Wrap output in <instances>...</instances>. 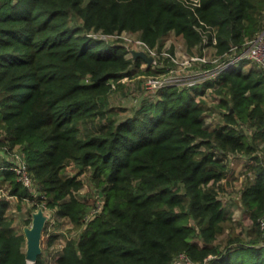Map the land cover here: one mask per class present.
Returning <instances> with one entry per match:
<instances>
[{"label": "trees", "instance_id": "16d2710c", "mask_svg": "<svg viewBox=\"0 0 264 264\" xmlns=\"http://www.w3.org/2000/svg\"><path fill=\"white\" fill-rule=\"evenodd\" d=\"M262 12L264 0H0V138L23 148L41 195L13 163H0V173L11 195L84 227L58 264H175L183 254L199 264H264V70L245 71L241 60L203 87L160 88L120 121L106 109L114 85L148 62L96 35L139 33L157 48L173 32L195 49L211 30L226 59L264 30ZM209 87L227 109L213 129L199 100ZM218 152L249 156L255 174L241 193L249 239L232 233L225 248L218 238L233 225L215 187L228 171ZM73 162L79 172L64 175ZM86 171L103 200L91 217L77 196ZM9 204L0 200V264H44L28 262Z\"/></svg>", "mask_w": 264, "mask_h": 264}, {"label": "rangeland", "instance_id": "374dc122", "mask_svg": "<svg viewBox=\"0 0 264 264\" xmlns=\"http://www.w3.org/2000/svg\"><path fill=\"white\" fill-rule=\"evenodd\" d=\"M262 13L264 16V12ZM72 23L79 24V21L74 20ZM96 35L105 38L103 34L96 33ZM123 35V37L118 39L113 37H106V39L111 42L125 44L131 52L129 57L132 56L133 51L146 52V49L138 43L141 40L139 33L126 32ZM236 53L235 51L232 55ZM148 54L155 59V63L152 65L142 63L139 68L133 66L135 68L133 77L124 78L120 86L119 84L114 85V91L107 100V112H112V115L120 121L136 116V112L144 103L157 100L160 89L157 87H159L160 82L155 84L153 81L171 80L174 81V85H179L182 89L193 81L198 82V85L202 86L207 80H219V76L216 75V67L224 59L217 54L215 47L207 46L204 49L202 46L201 48L189 49L185 41L173 32L165 37L160 43V47L158 46L153 53ZM204 58L209 62H204L202 60ZM255 68H258V66L251 62L245 65V71ZM217 88L209 87L203 97H199V100H203L206 103L205 126L211 129L225 124L226 121L227 109L219 107L225 96L224 93L218 92ZM95 125H100L99 119L95 121ZM241 129L249 133L252 127L242 125ZM217 155L228 166L227 176L215 184L220 198L224 201L226 213L231 217L233 225L232 228H228L218 238V242L225 248L228 240L233 235L232 233L240 234L243 238L249 239L252 223L241 205V193L244 187L255 178V174L251 168L253 161L249 156L243 154L224 156L221 152H218ZM0 159V163H13L15 169L18 172L19 170L22 171L24 176L28 173L31 179L26 183L30 184L35 195H41V193L37 192V189H40L39 183L33 180L27 170L26 154L23 148L20 146L11 147L5 134L0 138ZM79 170V166L73 162L63 173L66 176H73ZM92 176L91 171H86L81 175L80 178L83 180L84 185L77 193L79 199L89 204V209L91 210L89 217L97 213L100 205L103 204V200H101L102 194L99 193ZM2 179L4 178L0 173V200L9 201L10 204L6 209V215L14 221V226L18 232H23L25 227L32 226V223L27 224V221L30 219L33 221V213L40 208H43L48 214L49 220L43 235V254L41 256L44 264H58L57 260L67 241L71 238L79 237L84 227L74 226L69 220L59 217L55 212L48 209L45 202L38 203V206H35L36 202L29 198L23 201L19 200L16 196L11 195L13 189L11 184ZM19 179H22L20 175ZM25 251H27V245H25Z\"/></svg>", "mask_w": 264, "mask_h": 264}, {"label": "built area", "instance_id": "2783aa9c", "mask_svg": "<svg viewBox=\"0 0 264 264\" xmlns=\"http://www.w3.org/2000/svg\"><path fill=\"white\" fill-rule=\"evenodd\" d=\"M126 34V32H124ZM124 33L120 34V35H103L106 39V37H113V38H121L123 37ZM207 35L205 36V42L203 44V48H207V46L210 47H214L216 44V38L213 35L212 38V43H210V38L208 36V33H213V31L211 30H207L205 32ZM214 34V33H213ZM129 40V39H126ZM138 43L146 49L147 53H153L157 48H150L149 45L147 43H145L143 40L138 41ZM237 52L235 55H232L233 52ZM133 55V52H132ZM222 57V56H221ZM223 58V57H222ZM204 62L208 63L209 61H207L206 58L202 59ZM241 60H247L248 62L254 63L255 65H257L259 68L264 70V30L259 33L255 38L250 39L248 41H246L244 48L241 52H239L238 47H233L232 48V52L229 55H226V59H223L222 63H219L218 66L216 67V75L220 76L222 73L229 71L230 69H232L234 66H236ZM155 61V59H154ZM155 62H153L154 64ZM214 78V77H212ZM156 82H160L159 87L157 88H163V87H167L170 85H174V81L171 80H163V81H153V83L156 84ZM173 82V83H172ZM152 83V85H153ZM198 85V82L193 81L192 83H190L189 87H194ZM157 86V85H156ZM15 169V168H14ZM16 170V169H15ZM17 171V170H16ZM18 172V171H17ZM18 174L20 175V177L22 179H20L21 181H23L27 186L31 187L30 184L28 185L26 182L29 181V179H31V177L28 176V173L26 176H24L23 172L19 170ZM31 183V182H30ZM101 209V206L99 207L98 211ZM97 211V212H98ZM262 222V228L264 229V218L261 220ZM212 258V256L210 257ZM209 259H206L205 264H209L208 263ZM175 264H199L196 263L194 261H192L188 256L186 255H181L178 259V261Z\"/></svg>", "mask_w": 264, "mask_h": 264}, {"label": "water", "instance_id": "95a60500", "mask_svg": "<svg viewBox=\"0 0 264 264\" xmlns=\"http://www.w3.org/2000/svg\"><path fill=\"white\" fill-rule=\"evenodd\" d=\"M133 55L135 58H144L150 65L154 62V58L145 51H133ZM48 220V214L43 208H40L37 212L33 213L32 226L24 228L27 239V260L29 263H36L43 254L42 241Z\"/></svg>", "mask_w": 264, "mask_h": 264}]
</instances>
